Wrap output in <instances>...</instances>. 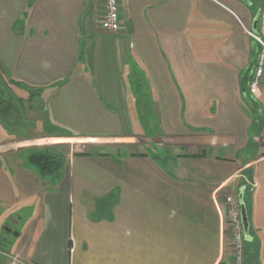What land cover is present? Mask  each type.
<instances>
[{"label":"crops","instance_id":"1","mask_svg":"<svg viewBox=\"0 0 264 264\" xmlns=\"http://www.w3.org/2000/svg\"><path fill=\"white\" fill-rule=\"evenodd\" d=\"M119 2L111 34L99 0H0V69L65 99L54 120L78 128L15 139L3 127L17 109L0 99V264H231L227 195L247 209L244 264H264V76L257 122L242 95L257 53L246 31L264 0ZM72 138L160 141L178 151L174 174L144 153L123 159L136 161L129 172L111 154H67L55 179L27 162L26 142Z\"/></svg>","mask_w":264,"mask_h":264},{"label":"rangeland","instance_id":"2","mask_svg":"<svg viewBox=\"0 0 264 264\" xmlns=\"http://www.w3.org/2000/svg\"><path fill=\"white\" fill-rule=\"evenodd\" d=\"M3 74H4L2 75L3 77H0V78H1V81H2L1 83L4 87V90L6 91L4 92V94L6 95L7 93L10 96L18 112L17 113L18 118L15 124L12 126L9 125L10 127L7 126V128L3 127V129L6 132L8 131L6 135L8 136L11 135L15 139H26V138H34L37 136H42V137L46 136L40 139L49 140L51 139V138H47L48 137L47 135L49 134L50 135L51 134L71 135L74 133L73 132L74 130L78 129L76 128L75 124L73 125V122H70V125L68 126L67 124L66 125L63 124V122H65L63 121L62 125L60 124L59 126L54 120V118L56 119L57 117L59 118L60 116L59 115L54 116L51 111L52 108H54L55 106L57 110L61 111V109L65 106V99L59 98L58 100V96L57 97L50 96L51 93H47V92H45L44 96H40L39 98L36 97L34 99H28L27 92L13 85L10 82V78H9L10 76L5 74L4 71H3ZM28 107L32 109V111H35V113H32V115H30V113L27 111ZM255 107H256V103L255 101H253L252 108L255 109ZM253 109H251L252 113H253ZM6 114L8 115L10 113L6 112ZM253 114L258 115L257 112L256 114L255 112ZM61 116L62 118L65 119L66 115L63 113L61 114ZM83 123L84 122H82V125L81 124L79 125H81V127H85ZM250 134L252 135L251 141L253 143L254 142L258 143L259 138H260V129H259L258 123L252 124V126L250 127ZM53 139H61V137H56ZM72 139H73L72 141L57 140L56 142H53V143H49L48 141H46L45 143H41L38 139H37L38 141H34L33 143L31 140V141L26 142L25 147H27L28 150L33 149V148L37 149V148H43V147H54V149L62 155L61 157L63 159L65 157L64 155H67V154L75 155L76 153H82V152H90L92 154L107 153V154H111L112 156H114L113 158L115 160L118 159L120 163L117 162L116 163L118 164L117 166H119L122 170H126L127 172L130 171V168L128 167L129 164L133 163L134 165L136 164L135 163L136 161L131 162L129 161L128 158H126L124 161L123 159L127 156L131 157L129 156L130 154L144 153L146 155L156 156L155 158L156 163L160 165L165 172L168 171L166 174L169 177H172L171 175L174 174L173 170L168 167L169 162L167 158L169 157V154L174 155L178 153V151L177 149H170V148L166 150V147H164L165 149L164 148L161 149L158 146L152 145V144L161 143L160 141L153 142L152 144L150 141L149 142L145 141V143H147L146 145L149 146V147L148 146L146 147V145L144 146L145 143H143L141 140H137V142L139 143L138 144L139 148L129 149L122 145H114V144L104 145L106 144V141H99L95 139H83V138H72ZM252 151H253V148L251 149L249 154H251ZM27 153H24V154L27 155ZM140 158L141 157L138 156L135 159H140ZM131 159L133 160V158ZM151 160L153 159L151 158Z\"/></svg>","mask_w":264,"mask_h":264},{"label":"built area","instance_id":"3","mask_svg":"<svg viewBox=\"0 0 264 264\" xmlns=\"http://www.w3.org/2000/svg\"><path fill=\"white\" fill-rule=\"evenodd\" d=\"M101 2L100 28L111 34H115L122 28L120 20L119 0H99ZM247 35L257 45L256 60L248 81V91L251 97H258L259 86L264 76V11L258 12L256 31H246ZM228 223L231 235V264H244L245 237L241 220L240 202L237 197L227 195ZM5 255L0 249V256ZM11 264H19L15 258H10Z\"/></svg>","mask_w":264,"mask_h":264},{"label":"trees","instance_id":"4","mask_svg":"<svg viewBox=\"0 0 264 264\" xmlns=\"http://www.w3.org/2000/svg\"><path fill=\"white\" fill-rule=\"evenodd\" d=\"M3 70L0 69V77H3ZM1 81V78H0ZM2 82V81H1ZM10 82L15 85L17 88L22 89L23 91L28 93V99H34L36 97H40L42 93L41 88H31L24 84L23 82L14 81L10 79ZM3 90V89H2ZM251 103L253 104V101L256 103L255 112H257L258 116L256 117V122L259 119V113H260V105L257 103L256 100H254L251 96H249ZM254 107V105H253ZM96 155H107L105 153H95ZM77 156H90L92 153L90 152H82L75 154ZM62 155L57 152L54 147H43V148H37V149H30L29 152L26 155L27 162L30 166H32L37 174L42 177H51L52 179H55L59 176V173L63 167V158ZM139 156H143L142 154H139ZM154 159L156 156L153 157ZM110 198L106 200H101L99 203V209H101L104 205H107L110 203ZM247 210V209H246Z\"/></svg>","mask_w":264,"mask_h":264},{"label":"water","instance_id":"5","mask_svg":"<svg viewBox=\"0 0 264 264\" xmlns=\"http://www.w3.org/2000/svg\"><path fill=\"white\" fill-rule=\"evenodd\" d=\"M258 15V14H257ZM256 26H257V16L255 21L253 22L252 25V31H256ZM253 69V68H252ZM252 72V70H251ZM251 74V73H250ZM249 93V92H248ZM242 95L245 99V101L248 103V105L252 106L250 98L247 96L246 91L244 88H242ZM250 95V94H249ZM251 96V95H250ZM253 98V97H252ZM254 99V98H253ZM255 100V99H254ZM239 202H240V210H241V220H242V226H243V231H244V237L246 238L248 234V218H247V212L244 203L241 201V196H239Z\"/></svg>","mask_w":264,"mask_h":264},{"label":"flooded vegetation","instance_id":"6","mask_svg":"<svg viewBox=\"0 0 264 264\" xmlns=\"http://www.w3.org/2000/svg\"><path fill=\"white\" fill-rule=\"evenodd\" d=\"M3 97L5 98V94H4V91L0 87V99H2Z\"/></svg>","mask_w":264,"mask_h":264}]
</instances>
